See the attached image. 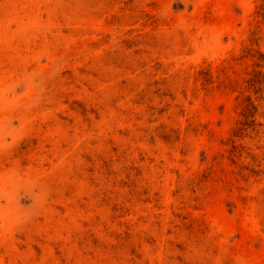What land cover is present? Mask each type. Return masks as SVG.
Wrapping results in <instances>:
<instances>
[{
    "label": "rangeland",
    "instance_id": "374dc122",
    "mask_svg": "<svg viewBox=\"0 0 264 264\" xmlns=\"http://www.w3.org/2000/svg\"><path fill=\"white\" fill-rule=\"evenodd\" d=\"M0 264H264V0H0Z\"/></svg>",
    "mask_w": 264,
    "mask_h": 264
}]
</instances>
